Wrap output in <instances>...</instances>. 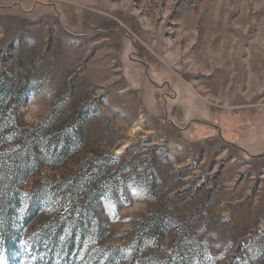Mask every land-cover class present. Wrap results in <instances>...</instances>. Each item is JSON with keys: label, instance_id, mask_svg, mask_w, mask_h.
<instances>
[{"label": "rangeland", "instance_id": "1", "mask_svg": "<svg viewBox=\"0 0 264 264\" xmlns=\"http://www.w3.org/2000/svg\"><path fill=\"white\" fill-rule=\"evenodd\" d=\"M0 189V264H264V0H0Z\"/></svg>", "mask_w": 264, "mask_h": 264}, {"label": "trees", "instance_id": "2", "mask_svg": "<svg viewBox=\"0 0 264 264\" xmlns=\"http://www.w3.org/2000/svg\"><path fill=\"white\" fill-rule=\"evenodd\" d=\"M0 192H2V189H0ZM0 233H1V231H0ZM6 233H8V230L2 231L1 234L5 235ZM6 251H8V249H6ZM36 260L39 262L40 261V257H38Z\"/></svg>", "mask_w": 264, "mask_h": 264}]
</instances>
